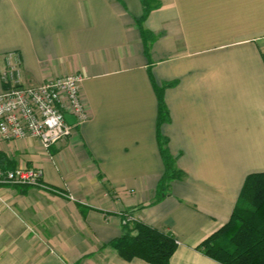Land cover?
Instances as JSON below:
<instances>
[{
    "label": "crops",
    "instance_id": "1",
    "mask_svg": "<svg viewBox=\"0 0 264 264\" xmlns=\"http://www.w3.org/2000/svg\"><path fill=\"white\" fill-rule=\"evenodd\" d=\"M153 1L140 25L142 0H0V92L14 51L22 84L82 74L87 113L49 148L0 142L47 186L0 185V264H152L107 245L136 222L174 235L171 264H223L200 245L264 172V0Z\"/></svg>",
    "mask_w": 264,
    "mask_h": 264
},
{
    "label": "trees",
    "instance_id": "2",
    "mask_svg": "<svg viewBox=\"0 0 264 264\" xmlns=\"http://www.w3.org/2000/svg\"><path fill=\"white\" fill-rule=\"evenodd\" d=\"M142 1L145 10L140 25L157 6L153 0ZM142 33L146 40L154 38V34L146 29ZM163 108L161 102L160 122ZM161 151L166 163L161 186L166 188L168 182L182 177L183 173L176 167V159L169 150L162 146ZM107 245L127 260L138 257L152 264H171L177 240L172 233H165L144 222H136L133 230L130 229ZM200 248L223 264H264V172L247 176L230 220L210 235Z\"/></svg>",
    "mask_w": 264,
    "mask_h": 264
},
{
    "label": "built area",
    "instance_id": "3",
    "mask_svg": "<svg viewBox=\"0 0 264 264\" xmlns=\"http://www.w3.org/2000/svg\"><path fill=\"white\" fill-rule=\"evenodd\" d=\"M83 79L82 74L71 73L38 85L22 84L20 54L9 52L1 71L0 142L36 138L49 148L70 136L74 125L68 122L66 113L73 114L77 123L87 117L81 97ZM7 184L47 187L43 170L37 167L0 168V185Z\"/></svg>",
    "mask_w": 264,
    "mask_h": 264
},
{
    "label": "water",
    "instance_id": "4",
    "mask_svg": "<svg viewBox=\"0 0 264 264\" xmlns=\"http://www.w3.org/2000/svg\"><path fill=\"white\" fill-rule=\"evenodd\" d=\"M66 119L68 120V122L70 123V124H76L77 123V119H76V117L73 115V114H70V113H66Z\"/></svg>",
    "mask_w": 264,
    "mask_h": 264
}]
</instances>
